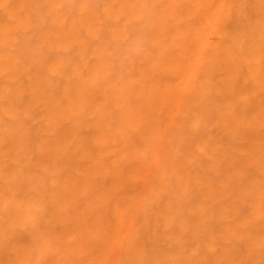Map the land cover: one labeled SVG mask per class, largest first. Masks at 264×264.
<instances>
[{"label": "bare ground", "instance_id": "1", "mask_svg": "<svg viewBox=\"0 0 264 264\" xmlns=\"http://www.w3.org/2000/svg\"><path fill=\"white\" fill-rule=\"evenodd\" d=\"M171 1L152 54L111 76L41 65L13 45L41 0H0V264H264V0ZM85 9L37 44L67 47ZM121 15L102 7L104 33ZM240 130L236 158L222 140ZM198 154L207 171L183 172Z\"/></svg>", "mask_w": 264, "mask_h": 264}, {"label": "rangeland", "instance_id": "2", "mask_svg": "<svg viewBox=\"0 0 264 264\" xmlns=\"http://www.w3.org/2000/svg\"><path fill=\"white\" fill-rule=\"evenodd\" d=\"M107 4L118 6L122 11L121 17L125 25L115 33H104L101 28L104 18L100 15L102 7ZM173 4L171 0H41L40 6L44 21L38 25L40 31L20 34L13 41V45H19L18 42L21 41V38L32 43L35 56L41 59V65L46 64L54 57L60 59L64 64L72 65L80 63L84 58L93 63H105L108 67V74L114 76L126 68L122 65L123 63L136 65L145 61L152 54L156 48L155 40L165 34L158 27L164 19L162 10L164 8L173 10L171 7ZM50 6L53 7L52 10H50ZM84 7L87 13L92 15L84 17H88L93 24H90L87 30L84 29L69 36L67 42H71L67 47L48 48L44 44H37L38 39L45 34L42 28L58 29L59 23L53 19L57 14L68 20H76L79 17L77 12L80 11L78 10H82ZM48 19L50 20L48 21ZM149 72L151 73V71ZM208 129L210 131L219 130L214 123H210ZM247 143L246 133L243 130L236 132L232 138L222 140V146L227 154L236 158L242 155ZM183 151L185 150L182 149ZM205 161H207L205 154H198L195 161L184 162L186 169L183 172L199 171L198 169L207 171ZM245 168L244 170H247V167ZM213 175L218 180L224 177L221 173ZM236 181L239 183L242 180H235L234 183ZM223 191L225 192L221 198L223 204L232 203L235 205L238 209L235 214L239 216L241 210L247 205L246 201L228 191ZM245 209L247 208L245 207Z\"/></svg>", "mask_w": 264, "mask_h": 264}]
</instances>
